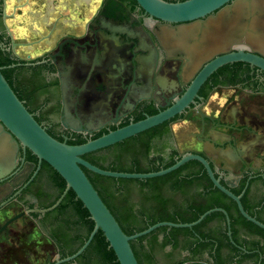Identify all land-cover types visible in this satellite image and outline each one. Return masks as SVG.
I'll return each mask as SVG.
<instances>
[{"label":"flooded vegetation","instance_id":"1","mask_svg":"<svg viewBox=\"0 0 264 264\" xmlns=\"http://www.w3.org/2000/svg\"><path fill=\"white\" fill-rule=\"evenodd\" d=\"M26 1L8 14L6 0H0V56L7 59L1 68L28 112L60 142L85 143L166 110L207 64L222 55L207 51L201 58H192L183 43L168 45L164 32L188 24L158 21L135 0H73L79 7L87 6L85 20H72L67 13L54 19L51 15L58 6L45 0L41 12L31 13L34 29L27 28L37 38L16 40L8 22L21 17ZM80 12L78 16H83ZM37 25L48 26L46 33L38 35ZM263 123L264 74L248 64L231 63L202 83L181 114L128 139L132 146L149 149L159 161L174 152L179 158L186 153L203 156L223 187L232 194L238 192L235 196L244 191L243 209L264 225V139L256 143L264 134ZM176 128L185 130L183 145L190 146L180 145ZM140 162L149 164L144 158ZM60 188L48 164L19 149L15 169L0 179V264H98L92 248L74 260L60 262L66 258L65 250L78 248L85 235L81 226L65 230L64 211L29 212L47 206ZM216 208L227 213L229 224L222 212L217 213L224 219L220 215L208 219L200 230L213 239H207L200 252L165 245L155 252L152 264L182 260L183 264H264V230L253 223L255 227L248 229L236 203L227 196ZM7 209L12 213L3 220ZM20 220L32 226L13 225ZM163 239L164 234L157 235L159 243ZM184 239L179 236L177 241ZM143 245L148 248V242ZM213 250L219 256L210 257Z\"/></svg>","mask_w":264,"mask_h":264},{"label":"water","instance_id":"2","mask_svg":"<svg viewBox=\"0 0 264 264\" xmlns=\"http://www.w3.org/2000/svg\"><path fill=\"white\" fill-rule=\"evenodd\" d=\"M135 1L150 17L158 21L169 24H188L183 28L164 32L168 45H173L177 41L183 43L192 58H201L207 51L210 54L222 52L221 56L212 60L198 73L189 88L172 106L152 117L129 124L83 144L69 145L66 141L60 142L54 139L35 120L8 84L0 67V179L8 176L15 169L19 149H27L38 159L39 163L43 161L48 164L65 182L63 193L53 205L41 210L33 209L29 212L45 214L54 210L59 206L66 193L71 190L94 223L84 244L74 254L60 262H69L81 255L98 231L104 235L119 264H138L130 242L148 235L160 227L191 229L213 212H222L229 224L227 213L223 209L215 208L206 211L192 223L159 222L139 233L128 236L122 231L103 203L81 169L82 167L103 177L146 180L162 177L190 161H196L203 166L213 186L236 203L241 216L264 230L263 224L244 211L240 202L244 191L239 196H235L223 187L220 184V178L215 177L208 161L198 154H181L180 159L172 166L152 173L107 171L82 158L86 154L120 143L181 114L193 102L202 83L215 70L224 65L245 63L264 74V0ZM234 47L239 49L231 52L230 50ZM194 63L193 60L190 65ZM11 213V209L4 211L2 213L3 220ZM13 225L32 226V223L28 220H20Z\"/></svg>","mask_w":264,"mask_h":264},{"label":"trees","instance_id":"3","mask_svg":"<svg viewBox=\"0 0 264 264\" xmlns=\"http://www.w3.org/2000/svg\"><path fill=\"white\" fill-rule=\"evenodd\" d=\"M6 63L7 59H3L0 56V67L6 66ZM1 73L9 83L5 70L2 69ZM83 143L81 140L67 142L69 145ZM95 153L100 154L99 158L96 157ZM150 156L152 157L149 158ZM82 158L100 169L121 173L157 172L172 166L180 159L177 157V153L174 152L172 156L159 161L158 157L152 155L149 149L145 150L142 147L132 146L129 139L94 153L86 154ZM142 158L148 159L149 164L142 165L140 162ZM189 163L197 165L198 169L188 168L190 164L187 163L167 175L146 180L114 179L94 174L83 167L81 169L122 231L130 236L159 222L192 223L206 211L221 206L223 198L226 196L214 188L206 171L198 162L190 161ZM185 169L188 170L183 175L182 172ZM54 173L61 182V190L47 206H43V209L53 205L65 189L64 180L55 171ZM192 193L195 195H192ZM57 210L65 212V230L81 226L85 231L84 238L80 240L78 248L69 251L65 250V257H68L84 244L94 227V223L87 210L71 190L66 193L59 206L53 212ZM226 211L230 214L231 220H233L234 217L227 208ZM244 211L249 213L246 207H244ZM237 214L242 218L238 211ZM217 215L224 219L221 213L214 212L191 229L161 227L148 235L131 241L130 246L137 263L152 264L154 255H156L155 252H161L165 245H169L173 249L189 250L191 252L197 250V252H200L199 248L206 244L204 242H207V239H213L212 235L204 233L200 230V227L208 219ZM245 224L248 229L255 227L246 220ZM159 234H164L162 243L157 241V235ZM179 236H183L185 239L177 241ZM190 237L196 238L192 240ZM144 242H148L147 249L143 245ZM90 248L94 249L98 255L99 258L96 259L98 264H101V262L104 264L105 262L106 264H119L101 231L94 235L84 252ZM209 256H219V251H209ZM184 262L186 261L182 260L177 264H183Z\"/></svg>","mask_w":264,"mask_h":264},{"label":"rangeland","instance_id":"4","mask_svg":"<svg viewBox=\"0 0 264 264\" xmlns=\"http://www.w3.org/2000/svg\"><path fill=\"white\" fill-rule=\"evenodd\" d=\"M45 1V0H28V5L27 6H24V8L20 11L21 13V17L20 16H16V21H11V22H8V27H9V30L10 32L12 33V36L17 40L18 38H21V37H24L26 39H29L30 38H37V36L33 33L31 34L29 32V29L30 28H33L35 27V25L33 24V22H31V13H33L35 10L36 11H42V9H40L42 7V2ZM54 1V2H53ZM26 0H6V10H7V13L8 14H11L13 13V9H16V8H19L17 6H20L22 4H26ZM50 2H53L55 3V5H57V10L51 15L54 19L58 16V14H61V13H67L69 16H70V19L72 20H76L77 18H79L80 20H85L86 18V15L88 14L89 10H87V6H82V7H79L77 5L76 2H74L73 0H50ZM31 3V4H30ZM36 3H40V6H37L38 4ZM32 5V6H31ZM83 13L84 15L83 16H78V12ZM15 11V10H14ZM15 13H18L15 12ZM65 17V16H64ZM18 22H22L20 23V25H22V27H19L18 26ZM18 23V24H17ZM30 27V28H29ZM37 27L39 28V26L37 25ZM59 27L61 28V30H65V26L62 25ZM29 28V29H27ZM48 29V26H43V27H40L38 29V35H41V34H44L46 33ZM176 131V137L181 145L182 143V146H190V145H183V141H182V136L184 135V129H179V128H176L175 129ZM182 141V142H180ZM193 143V141L191 142Z\"/></svg>","mask_w":264,"mask_h":264},{"label":"crops","instance_id":"5","mask_svg":"<svg viewBox=\"0 0 264 264\" xmlns=\"http://www.w3.org/2000/svg\"><path fill=\"white\" fill-rule=\"evenodd\" d=\"M263 129H264V123H263ZM250 138H252V137H250ZM249 138V139H250ZM256 139V138H255ZM257 139L259 140V141H257L256 143H260L261 141L260 140H262V139H264V134L262 135V132H261V134L257 137ZM228 162V161H227ZM228 164L229 165H232V163L229 161L228 162ZM232 167V166H231Z\"/></svg>","mask_w":264,"mask_h":264}]
</instances>
